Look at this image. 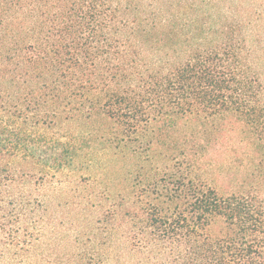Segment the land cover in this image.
Instances as JSON below:
<instances>
[{"label": "trees", "instance_id": "trees-1", "mask_svg": "<svg viewBox=\"0 0 264 264\" xmlns=\"http://www.w3.org/2000/svg\"><path fill=\"white\" fill-rule=\"evenodd\" d=\"M262 38L264 0H0V228L52 186L77 264H264Z\"/></svg>", "mask_w": 264, "mask_h": 264}, {"label": "rangeland", "instance_id": "rangeland-1", "mask_svg": "<svg viewBox=\"0 0 264 264\" xmlns=\"http://www.w3.org/2000/svg\"><path fill=\"white\" fill-rule=\"evenodd\" d=\"M255 32H250L252 39ZM264 42V38H262ZM260 70L264 79V49L260 57ZM223 152L213 156L220 164L230 158L227 145ZM223 166L215 171L214 183L219 185L226 178ZM68 184L63 185V188ZM15 196V195H14ZM52 186L36 192L31 203L16 206L14 197H6V213L0 228V264H77L75 257L81 250L75 247L76 229L71 224L67 208H58L62 200ZM80 230V227H78ZM84 234L80 237L81 245L85 244Z\"/></svg>", "mask_w": 264, "mask_h": 264}]
</instances>
